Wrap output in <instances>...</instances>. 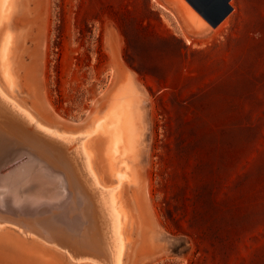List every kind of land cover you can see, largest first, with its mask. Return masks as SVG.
Wrapping results in <instances>:
<instances>
[{"label":"rangeland","instance_id":"obj_1","mask_svg":"<svg viewBox=\"0 0 264 264\" xmlns=\"http://www.w3.org/2000/svg\"><path fill=\"white\" fill-rule=\"evenodd\" d=\"M177 2L18 0L13 86L0 72V87L41 125L74 135L126 84L142 131L130 181L117 190L134 223L125 264H264V0H218L213 23L197 33ZM8 113L0 102V121ZM86 140L100 184L113 185L105 136ZM72 143L64 179L72 199L82 193L89 204L99 249L87 253L106 261L103 211ZM23 155L0 163V201L39 199L62 214V182ZM0 264L11 263L0 256Z\"/></svg>","mask_w":264,"mask_h":264},{"label":"bare ground","instance_id":"obj_2","mask_svg":"<svg viewBox=\"0 0 264 264\" xmlns=\"http://www.w3.org/2000/svg\"><path fill=\"white\" fill-rule=\"evenodd\" d=\"M17 1L18 0H0V27H3L0 33V72L1 78L7 90L11 89L13 86L12 73L9 69L8 63L9 56H11L14 52L12 45L15 42L13 40L15 38L13 37L11 32L12 29L10 30L9 27V21L13 17V11L17 6ZM177 3L179 8L185 13L188 20V28L192 32L197 33L202 30L204 31L213 23L217 15L216 10L218 0H178ZM125 85L126 84L124 83L120 89L114 92L106 110L101 115L95 117L85 131L79 132L78 134L74 135H70L68 133H60L58 129H49L46 126L41 125L24 107L17 104L11 97L7 95V92L3 90L2 87H0V101L6 103L28 124L35 126L37 130L43 132L44 134L63 140L66 143H77V146L75 147V155L78 154L80 157L79 159H81L82 161L84 173L91 183L87 184L89 186L91 185L92 188L95 189V191L92 190L93 192H97V199L99 200L98 202L100 203L99 205H101V210L103 212H101L99 207L98 208L101 214L103 213L107 227L106 229H104L106 230V239L103 240L102 238V240L105 241L104 246L106 247L108 258L106 261H103L98 256L97 258L90 257V255L87 253L90 251H95L98 253L97 250L99 249H97L95 243H93L92 232L94 228L90 220V213L88 209L89 207L87 206H81L82 208H80L74 203H71L69 206L67 205L66 208L64 207L65 209L63 213L55 218L58 225H60V230L58 231V233L60 234L59 237H55L53 235V232H50L49 234L48 232L45 233L34 230H24L19 226H10L5 222H0V229L5 230V234L3 233L4 236L2 240L7 243L6 245L8 248L7 250H5L7 252V255L0 256L9 261L11 264H125V249L127 250V240L129 239H127L126 236L127 233L129 236L131 235V233H133L134 223L132 216H130V213H128L127 210H125L120 204L117 196V190L121 185H123L124 182L130 181L131 172L128 171V160L136 148L137 140L141 136L140 131H142L140 124H137L136 117L134 115L133 98L131 94H129V98V92L126 90ZM92 136L102 138L103 136H105V144L103 145L102 153H106L108 155L107 159H105L104 161L108 172L113 176L115 180V183L111 186H104L100 184L99 179L92 169L91 154L86 147V139L91 138ZM39 163L40 166H43L41 167V170L45 169L46 173H49V175L52 176L54 175L50 170L47 169L48 167L46 164L40 161ZM26 164L28 165L27 162ZM35 165L38 166L37 163ZM27 167L29 168V166ZM25 169L27 168L25 167ZM11 175L12 177H10L9 180H15L14 178L16 177V175L14 178L13 174ZM40 177L42 178L43 176H41L40 174ZM54 177L57 178L56 180H60L62 182V192L60 195L62 197L58 196L59 199H61L60 202L63 201L62 198H64V201L67 202L69 200V195L71 194L68 187L69 182L63 177H59L57 175H54ZM54 177L51 178V181ZM43 179H45V177H43ZM9 180H5L6 183L9 182ZM4 191L6 192L7 190ZM14 195L15 193L11 196ZM50 196L52 195L50 194L49 197ZM58 197H56V199H58ZM14 200V203L30 202L19 198ZM35 201H38V203L40 202L39 199H36ZM98 202L94 203V205H97ZM59 211L61 212V209ZM8 227L12 228L15 232L10 231ZM103 234L105 233L103 232ZM102 236L104 237V235ZM50 250L56 251L62 257L55 255V253Z\"/></svg>","mask_w":264,"mask_h":264},{"label":"water","instance_id":"obj_3","mask_svg":"<svg viewBox=\"0 0 264 264\" xmlns=\"http://www.w3.org/2000/svg\"><path fill=\"white\" fill-rule=\"evenodd\" d=\"M0 102L9 110L8 117L0 121V163L10 164L15 159L12 157L30 154L46 164L47 169L52 174L61 175V177L67 179L66 176H69L70 172L65 170L66 168L69 170V164L65 156L64 143L66 142L37 130L35 126L28 124L6 103ZM51 162L62 167L64 172H58L53 166H50ZM71 194L69 200L65 201V205L69 206L74 203L80 208L83 206L88 207L89 204L84 194L79 193L74 199H72L74 195L71 196ZM50 207L57 208V206L45 207L43 204L33 202L0 201V222L19 226L24 230L48 232L49 234L53 232L55 237H59L60 225H58L55 218L60 216V213L51 211Z\"/></svg>","mask_w":264,"mask_h":264}]
</instances>
